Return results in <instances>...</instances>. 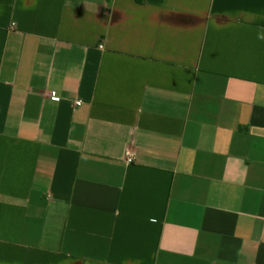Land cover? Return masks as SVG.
<instances>
[{
	"label": "crops",
	"instance_id": "0c3cea01",
	"mask_svg": "<svg viewBox=\"0 0 264 264\" xmlns=\"http://www.w3.org/2000/svg\"><path fill=\"white\" fill-rule=\"evenodd\" d=\"M0 264H264V0H0Z\"/></svg>",
	"mask_w": 264,
	"mask_h": 264
},
{
	"label": "built area",
	"instance_id": "2783aa9c",
	"mask_svg": "<svg viewBox=\"0 0 264 264\" xmlns=\"http://www.w3.org/2000/svg\"><path fill=\"white\" fill-rule=\"evenodd\" d=\"M75 102H76V103H79L80 100H76ZM126 153H128V156L126 157V159H127V160H130V159H131V157L129 156V154H130V150H127Z\"/></svg>",
	"mask_w": 264,
	"mask_h": 264
}]
</instances>
